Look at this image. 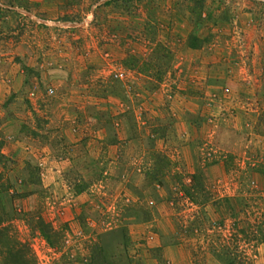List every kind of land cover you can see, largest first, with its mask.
Listing matches in <instances>:
<instances>
[{"label":"rangeland","instance_id":"rangeland-1","mask_svg":"<svg viewBox=\"0 0 264 264\" xmlns=\"http://www.w3.org/2000/svg\"><path fill=\"white\" fill-rule=\"evenodd\" d=\"M0 173L37 264H264V0H0Z\"/></svg>","mask_w":264,"mask_h":264},{"label":"trees","instance_id":"trees-1","mask_svg":"<svg viewBox=\"0 0 264 264\" xmlns=\"http://www.w3.org/2000/svg\"><path fill=\"white\" fill-rule=\"evenodd\" d=\"M11 185L9 181L3 178L0 173V224L7 221V225L0 226V258L1 264H37L36 257L32 247L28 242H22L10 228L13 216L7 210L2 201L3 198L9 194ZM34 231H38L46 241L54 245V232L49 224L45 223L41 218L37 219L34 226ZM227 264H233L231 262Z\"/></svg>","mask_w":264,"mask_h":264},{"label":"built area","instance_id":"built-area-1","mask_svg":"<svg viewBox=\"0 0 264 264\" xmlns=\"http://www.w3.org/2000/svg\"><path fill=\"white\" fill-rule=\"evenodd\" d=\"M48 92H50V93H51V92H52V90H48Z\"/></svg>","mask_w":264,"mask_h":264}]
</instances>
